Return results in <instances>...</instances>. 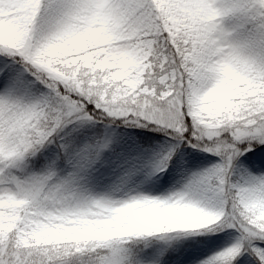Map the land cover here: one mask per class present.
<instances>
[{
	"label": "snow or ice",
	"instance_id": "1",
	"mask_svg": "<svg viewBox=\"0 0 264 264\" xmlns=\"http://www.w3.org/2000/svg\"><path fill=\"white\" fill-rule=\"evenodd\" d=\"M0 264H264V0H0Z\"/></svg>",
	"mask_w": 264,
	"mask_h": 264
}]
</instances>
